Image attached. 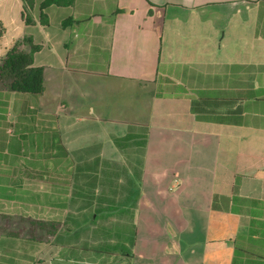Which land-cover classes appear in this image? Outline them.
Here are the masks:
<instances>
[{
    "label": "crops",
    "instance_id": "obj_1",
    "mask_svg": "<svg viewBox=\"0 0 264 264\" xmlns=\"http://www.w3.org/2000/svg\"><path fill=\"white\" fill-rule=\"evenodd\" d=\"M27 38L45 90L0 77V264L79 196L130 210L131 264H264V0H0V67Z\"/></svg>",
    "mask_w": 264,
    "mask_h": 264
},
{
    "label": "rangeland",
    "instance_id": "obj_2",
    "mask_svg": "<svg viewBox=\"0 0 264 264\" xmlns=\"http://www.w3.org/2000/svg\"><path fill=\"white\" fill-rule=\"evenodd\" d=\"M58 185L62 189L63 185ZM72 186L71 183L70 188ZM81 199L79 196L68 208L69 215L61 210L66 214L27 217L25 223L16 226L13 231L16 255L31 258L33 264H51L50 261L53 264H99L104 260L107 264H131V255L123 248L124 236L118 230L120 218L116 215V203L105 202L110 209L101 213L94 210L96 204L91 209L90 204ZM120 217L125 220V213Z\"/></svg>",
    "mask_w": 264,
    "mask_h": 264
},
{
    "label": "trees",
    "instance_id": "obj_3",
    "mask_svg": "<svg viewBox=\"0 0 264 264\" xmlns=\"http://www.w3.org/2000/svg\"><path fill=\"white\" fill-rule=\"evenodd\" d=\"M25 42L30 44V50H23L20 47H13L0 67V77L8 82V85L13 91L42 93L45 90V71L43 67H37L33 65L34 52L39 48L37 45L31 44L29 38L25 39ZM134 136L128 134L123 137H115V141L118 145H123L127 141L132 140ZM115 202V201H112ZM44 203L52 204L51 200H47ZM55 205L59 207H66L69 204L68 198L60 196L58 201H53ZM110 207L107 209L109 210ZM99 210H105L104 207ZM98 210V211H99ZM120 214L125 213V222L119 224L118 230L124 236L123 248H127V255L133 256L132 246L134 245V239L136 229L132 228L131 221L133 214L129 209L120 208ZM95 216V214H94ZM122 216V215H121ZM127 240V241H126ZM130 256V257H131Z\"/></svg>",
    "mask_w": 264,
    "mask_h": 264
}]
</instances>
